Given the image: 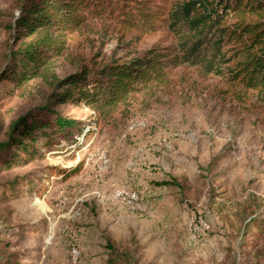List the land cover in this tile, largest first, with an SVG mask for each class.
<instances>
[{"label":"rangeland","instance_id":"374dc122","mask_svg":"<svg viewBox=\"0 0 264 264\" xmlns=\"http://www.w3.org/2000/svg\"><path fill=\"white\" fill-rule=\"evenodd\" d=\"M16 13L15 0H0V68ZM173 42L162 30L107 41L102 52L125 57ZM70 71L61 61L59 72ZM5 88L8 126L36 100ZM59 108L82 130L0 174V184L18 183L0 187V248L10 244L0 264H264V103L252 93L239 99L221 78L180 66L166 92L140 95L106 120L87 106ZM73 169L68 178L58 171ZM250 223L257 251L245 262Z\"/></svg>","mask_w":264,"mask_h":264},{"label":"trees","instance_id":"16d2710c","mask_svg":"<svg viewBox=\"0 0 264 264\" xmlns=\"http://www.w3.org/2000/svg\"><path fill=\"white\" fill-rule=\"evenodd\" d=\"M15 6L0 83L8 96L36 103L0 124V174L29 165L60 135L82 130L59 107L87 106L106 120L140 95L166 92L180 66L221 78L239 99L252 93L264 103V0H15ZM162 30L173 36L172 45L125 57L102 52L107 41L138 43ZM61 61L72 71L61 74ZM58 171L68 178L77 169ZM14 185L0 187L8 193ZM251 223L244 230L245 262L257 251L258 238L249 245ZM9 249L0 248L3 255ZM109 264L120 263L110 258Z\"/></svg>","mask_w":264,"mask_h":264},{"label":"built area","instance_id":"2783aa9c","mask_svg":"<svg viewBox=\"0 0 264 264\" xmlns=\"http://www.w3.org/2000/svg\"><path fill=\"white\" fill-rule=\"evenodd\" d=\"M118 198H124L125 197V192L123 190H119L117 193ZM134 197V196H133ZM78 252L74 250V256L76 257Z\"/></svg>","mask_w":264,"mask_h":264}]
</instances>
